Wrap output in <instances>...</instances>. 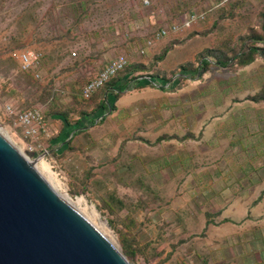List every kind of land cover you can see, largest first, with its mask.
Segmentation results:
<instances>
[{"label":"rangeland","instance_id":"obj_1","mask_svg":"<svg viewBox=\"0 0 264 264\" xmlns=\"http://www.w3.org/2000/svg\"><path fill=\"white\" fill-rule=\"evenodd\" d=\"M263 23L264 0H0V131L129 264L264 262V59L239 61ZM120 55V93L84 99Z\"/></svg>","mask_w":264,"mask_h":264},{"label":"water","instance_id":"obj_2","mask_svg":"<svg viewBox=\"0 0 264 264\" xmlns=\"http://www.w3.org/2000/svg\"><path fill=\"white\" fill-rule=\"evenodd\" d=\"M0 264H129L1 134Z\"/></svg>","mask_w":264,"mask_h":264},{"label":"built area","instance_id":"obj_3","mask_svg":"<svg viewBox=\"0 0 264 264\" xmlns=\"http://www.w3.org/2000/svg\"><path fill=\"white\" fill-rule=\"evenodd\" d=\"M179 28L177 26L173 27L174 31ZM169 32L168 29H163L160 33L156 34V39L166 36ZM41 54L37 51H21L17 55V61L21 71L27 72L32 67L39 62ZM126 65V59L124 56L120 55L113 60H111L103 69H101L97 75L90 81L86 83L83 87L82 97L84 99H89L93 93H95L100 86L107 82L111 77L117 74L119 71L123 70ZM36 77L38 75L36 74ZM41 120L40 112L35 109L32 111H25L17 115V122L19 126L22 127L25 136H30L33 133L32 125L39 124ZM42 131H44V126L41 124Z\"/></svg>","mask_w":264,"mask_h":264},{"label":"trees","instance_id":"obj_4","mask_svg":"<svg viewBox=\"0 0 264 264\" xmlns=\"http://www.w3.org/2000/svg\"><path fill=\"white\" fill-rule=\"evenodd\" d=\"M76 6V7H83V8H87V4L85 3H81L79 4H75L73 2L72 4V7L73 6ZM262 28L264 29V23L262 24ZM247 54H257L259 57L263 58L264 59V49H259L258 47L255 46V41H251V44L247 47V48H244L240 51V60L239 61H243L244 63L248 62V59H246V57L248 56ZM234 60V57H231L229 59H224L222 61H217L215 63V65L219 66V67H226L227 65H229L232 61ZM210 64V62L207 60V59H201L200 61V67L201 69L203 70V68H206L208 65ZM127 66L125 65V67L123 68V70L119 71L117 74H115L113 77H111L107 82H105L102 86H100L98 88L101 89V87H103L104 85H108L106 88L107 91H110V93H113L114 96H116L118 93V90L119 89H122L124 88L123 86L125 85V83L128 81L127 79V75L128 73H124V71L126 70ZM149 77V82L153 83V82H156L152 77L148 76ZM130 80V79H129ZM132 80H136V79H133ZM165 82H168L167 80H164ZM86 85V84H85ZM84 85V86H85ZM83 86V87H84ZM82 87V88H83ZM84 89V88H83ZM97 90V91H98ZM83 91V90H82ZM96 91V92H97ZM95 92V93H96ZM116 92V93H115ZM83 93V92H82ZM94 94V93H93ZM92 94V95H93ZM91 98V97H90ZM99 108H102V109H105V102H102L101 104H99L98 106ZM62 116V115H61ZM62 121L67 124V119L62 116Z\"/></svg>","mask_w":264,"mask_h":264},{"label":"bare ground","instance_id":"obj_5","mask_svg":"<svg viewBox=\"0 0 264 264\" xmlns=\"http://www.w3.org/2000/svg\"><path fill=\"white\" fill-rule=\"evenodd\" d=\"M0 134L6 139V141L12 145L9 140L4 136V134L1 133L0 131ZM12 147L19 152V154L43 177L42 173L45 172L47 175H48V178H44V180L48 183V185L52 188V190L60 197L62 198L65 202H67V204L72 208L74 209L77 213L81 214L80 210H79V207L82 205L83 203V199H77L76 201H73V200H70L69 198H65L62 194H60L59 192V189H58V184L55 183V180L53 178V173L52 171L50 170L49 166L44 162V161H41L38 165H34L33 166V162H30L24 155L23 153L21 154L20 150L16 149L13 145ZM82 215V214H81ZM83 216V215H82ZM96 214L95 212H92V217L95 218ZM84 217V216H83ZM84 219L91 225L94 227V225H92L85 217ZM96 229V231L99 232V230L94 227ZM100 234H102L100 232ZM103 235V234H102ZM104 236V235H103Z\"/></svg>","mask_w":264,"mask_h":264},{"label":"crops","instance_id":"obj_6","mask_svg":"<svg viewBox=\"0 0 264 264\" xmlns=\"http://www.w3.org/2000/svg\"><path fill=\"white\" fill-rule=\"evenodd\" d=\"M261 263L263 264L264 262H260V261L257 262V264H261Z\"/></svg>","mask_w":264,"mask_h":264}]
</instances>
